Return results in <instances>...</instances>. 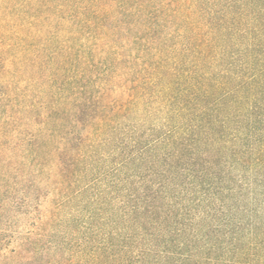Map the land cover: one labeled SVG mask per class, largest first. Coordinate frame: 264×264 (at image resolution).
I'll return each mask as SVG.
<instances>
[{"label": "trees", "instance_id": "trees-1", "mask_svg": "<svg viewBox=\"0 0 264 264\" xmlns=\"http://www.w3.org/2000/svg\"><path fill=\"white\" fill-rule=\"evenodd\" d=\"M0 264H264V0H0Z\"/></svg>", "mask_w": 264, "mask_h": 264}]
</instances>
